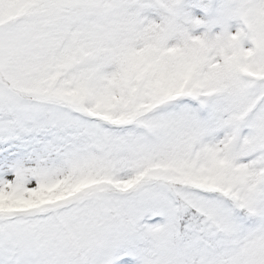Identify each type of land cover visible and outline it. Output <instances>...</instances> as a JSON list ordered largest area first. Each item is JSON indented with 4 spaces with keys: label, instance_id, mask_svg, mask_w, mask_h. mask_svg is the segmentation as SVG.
I'll return each instance as SVG.
<instances>
[{
    "label": "snow or ice",
    "instance_id": "6c2138e0",
    "mask_svg": "<svg viewBox=\"0 0 264 264\" xmlns=\"http://www.w3.org/2000/svg\"><path fill=\"white\" fill-rule=\"evenodd\" d=\"M0 264H264V0H0Z\"/></svg>",
    "mask_w": 264,
    "mask_h": 264
},
{
    "label": "trees",
    "instance_id": "16d2710c",
    "mask_svg": "<svg viewBox=\"0 0 264 264\" xmlns=\"http://www.w3.org/2000/svg\"><path fill=\"white\" fill-rule=\"evenodd\" d=\"M193 16H195L196 18H202L204 16V13L201 9H199L198 11H196L195 9L191 10ZM235 23V22H233ZM190 31H191V34L193 36H196V35H200L202 32L205 31L204 27L203 26H200V27H192L190 28ZM213 33H218L220 31V28L219 27H215L213 28ZM246 47L248 46L247 44L245 45Z\"/></svg>",
    "mask_w": 264,
    "mask_h": 264
},
{
    "label": "rangeland",
    "instance_id": "374dc122",
    "mask_svg": "<svg viewBox=\"0 0 264 264\" xmlns=\"http://www.w3.org/2000/svg\"><path fill=\"white\" fill-rule=\"evenodd\" d=\"M184 2H185L186 5H190L193 2V0H184ZM193 9H195L196 11L199 10V8L192 7V8H190V11L193 10Z\"/></svg>",
    "mask_w": 264,
    "mask_h": 264
}]
</instances>
